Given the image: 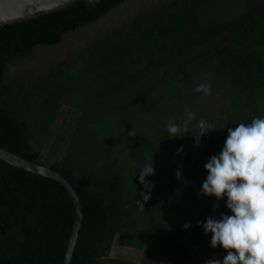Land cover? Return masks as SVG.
I'll list each match as a JSON object with an SVG mask.
<instances>
[{
    "label": "trees",
    "instance_id": "trees-1",
    "mask_svg": "<svg viewBox=\"0 0 264 264\" xmlns=\"http://www.w3.org/2000/svg\"><path fill=\"white\" fill-rule=\"evenodd\" d=\"M129 1L82 0L0 35V147L59 173L77 193L83 224L71 264H125L110 260L115 244L143 253L126 264H206L227 252L212 248L197 222L232 213L225 197L200 195L204 165L229 128L264 118V0L239 2L219 20L210 18L219 0L141 6L103 37L5 77L38 48L60 45ZM207 74L223 101L217 130L199 146L191 132L168 139L167 124L186 119L185 108L196 131L201 93L193 90ZM172 100L177 118L158 117ZM151 159L145 202L138 174ZM74 222L61 185L0 160V264H63Z\"/></svg>",
    "mask_w": 264,
    "mask_h": 264
},
{
    "label": "clouds",
    "instance_id": "clouds-1",
    "mask_svg": "<svg viewBox=\"0 0 264 264\" xmlns=\"http://www.w3.org/2000/svg\"><path fill=\"white\" fill-rule=\"evenodd\" d=\"M93 0H89L92 3ZM99 3V0H94ZM196 93L211 94V85L199 84ZM187 118L180 123L169 122L168 139L181 138L191 132L194 146H199L200 137L209 131L217 130L201 118L195 126L196 131H189V124L196 114L185 108ZM183 152V146L177 149ZM153 160L145 163L140 171L139 182L147 191H141L143 201H148L154 187L145 177L154 175ZM207 177L202 183L200 195L214 196L217 201L227 197L226 208L232 215L220 214L205 222H197L204 232L211 233V247H222L227 255L223 260L209 259L206 264H264V118L256 117L251 123H238L235 129L229 128L222 150L205 163ZM177 179L180 170L176 171ZM187 183V181H185ZM137 204L144 209L143 203ZM219 204H214V210ZM190 225L185 223L187 229Z\"/></svg>",
    "mask_w": 264,
    "mask_h": 264
},
{
    "label": "rangeland",
    "instance_id": "rangeland-1",
    "mask_svg": "<svg viewBox=\"0 0 264 264\" xmlns=\"http://www.w3.org/2000/svg\"><path fill=\"white\" fill-rule=\"evenodd\" d=\"M158 1L162 0L129 1L128 3L115 9L100 22L91 24L90 26L81 29L78 32L68 35L60 45L56 47L38 48L36 53L31 58L12 64L6 71L5 77L8 78L10 74L23 71V69L26 68H40L41 66H44L46 64V61L56 60L60 57H64L70 52V50H73L77 46L82 45L83 42L93 41L94 39L101 38L111 28L118 27L125 21H128V19L132 15H134L135 10H138L141 6L147 7L149 5L155 4ZM239 2L244 3V0H219L217 9L213 11L214 13L211 14L210 18H217L219 20L231 17L232 15H234L236 4ZM214 81V77L210 74H207L201 76L197 80L196 84V87L201 83H207L211 85V94L205 95L201 93V95L195 101L198 116L202 117L209 124L214 122V120L218 117L220 104H222L223 102L219 93L216 92L217 85ZM180 112L181 111L176 107L175 100H172L163 105L161 111L158 113V117L162 118L163 120L170 117L169 119L172 120L175 117L177 118ZM224 200L226 203L227 197H225ZM185 244H187V246L193 251V246L191 245L190 240H187ZM225 255H227V253L216 254L213 259H219L222 261ZM110 260L122 262L125 264L141 263L143 260V253L131 249L122 248L115 244L110 254Z\"/></svg>",
    "mask_w": 264,
    "mask_h": 264
},
{
    "label": "water",
    "instance_id": "water-1",
    "mask_svg": "<svg viewBox=\"0 0 264 264\" xmlns=\"http://www.w3.org/2000/svg\"><path fill=\"white\" fill-rule=\"evenodd\" d=\"M80 1L82 0H0V35ZM0 160L19 170L54 181L67 191L75 208V222L63 264H71L83 224L82 204L71 184L50 168L27 161L2 147Z\"/></svg>",
    "mask_w": 264,
    "mask_h": 264
}]
</instances>
